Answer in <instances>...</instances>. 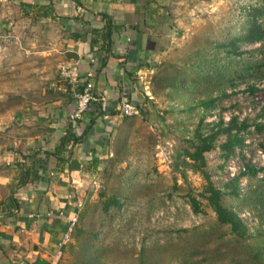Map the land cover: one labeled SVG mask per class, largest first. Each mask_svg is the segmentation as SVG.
<instances>
[{"label": "crops", "instance_id": "crops-1", "mask_svg": "<svg viewBox=\"0 0 264 264\" xmlns=\"http://www.w3.org/2000/svg\"><path fill=\"white\" fill-rule=\"evenodd\" d=\"M184 2L0 0L3 71L26 88L3 96V121H15L4 126L15 129L3 130L0 264L58 263L69 222L94 199L92 184L111 158L109 145L129 125L119 99L126 94L139 116L146 113L142 100H153L151 59L160 31ZM106 19L113 28L108 49L101 39ZM74 64L77 84L60 75ZM86 82L100 100L71 122ZM68 132L78 141L70 137L60 147Z\"/></svg>", "mask_w": 264, "mask_h": 264}, {"label": "rangeland", "instance_id": "rangeland-1", "mask_svg": "<svg viewBox=\"0 0 264 264\" xmlns=\"http://www.w3.org/2000/svg\"><path fill=\"white\" fill-rule=\"evenodd\" d=\"M256 2H184L160 31L162 36L151 59L153 74L150 77L161 75L160 72L173 73L174 69H182L184 65L190 64L189 59L195 57L197 50H206L212 43L238 35L246 21L243 8L256 5ZM0 42L3 44V37ZM262 45L251 44L243 46L242 50L253 51ZM4 59L2 51L0 164L3 162V130L15 129L14 125L8 129L4 126L15 121H3V96L21 89L26 91V88L14 85L17 82L16 78L14 81V72L3 71ZM149 85L153 100H142L146 105L143 106L146 113L132 117L129 125L124 124L115 139H112L109 145L111 158L104 164L95 184H92L94 199L87 201H98L99 193L105 188L111 193L121 187L125 188L131 200L126 213L114 218L109 230L100 226L102 249L105 251L100 264H252L245 263L241 258L255 240L264 239V203L253 195L255 189L264 186V127L260 132L254 130V124L264 126V78L245 76L233 80L231 85L227 84L222 104L205 118V123H212L218 120L219 115L228 120L234 115L239 121L247 119L250 124L248 131L242 133L243 146L236 149L235 157L223 170L219 169L221 159L217 156L218 150L206 155L208 171L217 186L220 181L237 176L244 170L246 163L257 170L254 179L249 180L247 176L240 179L239 189L244 200L235 203L234 207L248 230L245 240H237L229 227L219 226L204 201L201 215L196 216L191 212L187 196L191 194L201 200L198 194L203 187L201 176L183 165V150L188 146L187 138L198 120L196 112L182 110L193 105V97L188 93L175 94L169 89H157L152 81ZM251 86L255 89L253 94L248 91ZM28 88L31 89V86ZM212 96L216 97L217 93L213 92ZM164 199L168 201L166 206L161 203ZM158 204H161L159 208ZM71 234L72 231L57 264H72L77 258L82 245L73 241ZM141 253L142 262L139 260Z\"/></svg>", "mask_w": 264, "mask_h": 264}, {"label": "trees", "instance_id": "trees-1", "mask_svg": "<svg viewBox=\"0 0 264 264\" xmlns=\"http://www.w3.org/2000/svg\"><path fill=\"white\" fill-rule=\"evenodd\" d=\"M129 1L136 3V0ZM256 3V5L252 4L243 8L246 21L238 35L222 42L212 43L211 47L206 50H197L195 57L192 58L193 61L190 58V64L184 65L182 69H174L173 73L160 72L162 76L156 74L157 76L152 78L157 89H169L168 91L175 94L188 93L193 97V105L182 110L187 113L196 112L198 120L187 138L188 146L183 150V165L201 176L203 187L198 194L201 200L189 194L187 205L191 212L198 216L203 213L201 207L202 201H204L215 215L216 223L219 226L229 227L231 234L237 240H245L248 235L246 226L241 222L234 209L235 203H241L244 200L239 189V181L244 176H247L249 180L254 179L257 170L246 163L244 170L240 171L237 176L220 181L217 186L208 171L206 155L218 150L217 156L221 159L219 169L223 170L225 165L235 157L236 149L243 146L242 133L248 131L250 124L247 119L239 121L234 115L226 123L222 115H219L218 120L212 123H205V118L210 111L212 112L222 104L226 97L227 84L231 85L233 80L242 79L245 76L264 78V45H262L264 43V0H257ZM112 29L109 20L106 19L101 39L107 49L110 46ZM259 43L262 45L261 48L253 51L242 50L243 46ZM103 65L104 60L102 61ZM187 71L190 72L187 74ZM248 91L253 94L255 89L251 86ZM213 92L217 93L216 97L212 96ZM222 111L221 113H223ZM263 127V125L254 124V130L257 132H260ZM70 137L74 142L78 141L68 132L67 136L61 140L60 147L64 146ZM26 183L21 181L18 185ZM122 188H116L117 190H113L111 193L108 192V188H105L99 193L98 201L84 204L76 214L71 239L82 246L78 249L77 258L73 260L72 264H100L105 253L102 249L103 239L100 237V228L104 226L106 230H109L113 225L114 218L119 215L123 216L128 205H131L125 188ZM253 195L263 204L264 186L255 189ZM168 198L171 197L168 196ZM167 199L161 202L165 206L168 203ZM9 203L12 205L13 200L10 199ZM160 206L161 204L157 205L158 208ZM182 232H186V230ZM140 256L139 260L142 262V253ZM242 257L241 259L245 263L264 264V239L255 240L253 245L249 246L248 251L243 252ZM34 264L47 263L37 261Z\"/></svg>", "mask_w": 264, "mask_h": 264}, {"label": "built area", "instance_id": "built-area-1", "mask_svg": "<svg viewBox=\"0 0 264 264\" xmlns=\"http://www.w3.org/2000/svg\"><path fill=\"white\" fill-rule=\"evenodd\" d=\"M1 40V37H0ZM0 42V53L3 51V55L5 56L6 47L3 42ZM258 45V44H257ZM60 75L63 79L67 80L68 82L72 84H77L80 78V73L77 64L69 65L61 69ZM100 99L94 92V87L92 82H86L82 91L77 94L76 96V109L73 114L70 115L69 119L71 122H75L79 119H81L82 115L88 111L91 103L98 102ZM118 110L121 114V116L126 118H132L140 115L139 108L132 103L128 96L126 94H122L121 98L119 99V107ZM213 114V112H211ZM215 117V116H214ZM224 122L226 123L228 121L227 118H223ZM231 168H229L230 170ZM231 177L234 176V174H230ZM76 222V216L69 222V227L67 231V236L65 238V243L69 239L70 232L72 231V227L74 223Z\"/></svg>", "mask_w": 264, "mask_h": 264}]
</instances>
